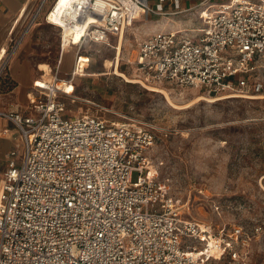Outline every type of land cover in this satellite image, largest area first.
Returning a JSON list of instances; mask_svg holds the SVG:
<instances>
[{"label": "built area", "instance_id": "1", "mask_svg": "<svg viewBox=\"0 0 264 264\" xmlns=\"http://www.w3.org/2000/svg\"><path fill=\"white\" fill-rule=\"evenodd\" d=\"M168 3L176 10L167 11ZM196 5L201 25L149 34L125 60L131 75L148 89L195 87L220 96L248 88L258 96L264 90L255 79L264 59V0ZM191 8H183V0H75L73 21L88 26L77 42L70 34L68 44L111 45L143 14ZM63 21L71 23L65 15ZM4 57L0 94L14 87ZM59 83L58 72L35 81L33 115L0 109L24 145L21 160L17 148L10 151L1 185L0 264H253L263 224L250 231L188 215L152 174L156 134L137 119L64 116V96L71 93Z\"/></svg>", "mask_w": 264, "mask_h": 264}, {"label": "rangeland", "instance_id": "2", "mask_svg": "<svg viewBox=\"0 0 264 264\" xmlns=\"http://www.w3.org/2000/svg\"><path fill=\"white\" fill-rule=\"evenodd\" d=\"M53 1L45 2L35 24L28 23L31 18L21 23L2 61L9 74L26 67L36 80L42 76L52 80L56 72L62 81L73 79L71 94L64 96V116L68 118L90 112L115 121L140 120L156 134L151 152L153 176L188 215L217 224H240L250 231L264 225V90L254 94L258 96L248 93V88L213 96L202 88L163 86L169 99L114 72L120 55L119 69L135 78L125 60L149 34L200 26L201 9L196 5L200 0H184L187 4L183 8H193L183 12L143 14L135 19L125 30L120 54L118 37H114L111 45L89 41L82 47L67 44L63 56L62 31L46 20ZM37 2L36 8L42 4ZM166 6L169 12L176 10L171 3ZM80 55L86 59L74 74ZM259 64L255 79L264 83V59ZM17 151L21 160L24 145H17ZM9 153L0 155V175ZM138 174L133 172V181ZM252 263L264 264V230L253 242Z\"/></svg>", "mask_w": 264, "mask_h": 264}, {"label": "crops", "instance_id": "3", "mask_svg": "<svg viewBox=\"0 0 264 264\" xmlns=\"http://www.w3.org/2000/svg\"><path fill=\"white\" fill-rule=\"evenodd\" d=\"M38 0H1L0 7V60L5 52L10 48L12 42L16 39V34L23 21L27 22L29 18L31 24L37 19L39 12L43 9V5L47 0H41L44 4L36 8ZM55 0L53 1V3ZM52 3V5H53ZM183 0V6H186ZM50 6V8L52 7ZM36 8V9H35ZM49 8V10H50ZM48 10V12H49ZM47 12V13H48ZM36 22V21H35ZM34 22V24H35ZM23 33V32H22ZM68 44V42H67ZM68 45H61V56L64 55ZM11 79L16 83L12 90L5 91L0 94V109H15L26 115L35 114L32 107V99L35 94V81L32 72L26 67L19 68L16 73L10 72ZM22 144V138L19 129L9 119L0 115V155H4L7 151L17 148ZM7 166V165H6ZM6 170V167H5ZM0 175V184L4 179V172Z\"/></svg>", "mask_w": 264, "mask_h": 264}, {"label": "bare ground", "instance_id": "4", "mask_svg": "<svg viewBox=\"0 0 264 264\" xmlns=\"http://www.w3.org/2000/svg\"><path fill=\"white\" fill-rule=\"evenodd\" d=\"M74 1L75 0H55V2L53 3L52 7L50 8L49 12L47 13V15H49V20H47L50 24L59 27L61 29V24L65 25L64 21H63V16L65 15L67 19H69V21H71L70 25H65L63 34H64V45H67L68 42V37L70 34H73L72 36H74L76 38V42L78 41L82 30L84 29V27H87L88 25H86V21L84 22H80L79 20L77 21H73V19L76 17V13H75V9H74ZM133 24V23H132ZM124 36H125V30L118 35V50H119V54L122 50V44L124 42ZM86 59L85 56L81 57V60H79L80 65L79 66H83V64H81V61L85 62L84 60ZM119 62H120V55H118L117 58V65L115 68V73L118 76H122L125 79L131 81V82H139L136 78H131L129 77L125 72L121 71L119 69ZM50 72H47V75H49ZM71 82L70 81H66V79H63V81L61 80V83H59V85L61 87H63L65 89L66 92H72L71 90ZM151 90H155V91H160L162 93H164L169 99L170 95H169V91L164 88L163 86H152L150 87ZM209 99L210 101H213L214 99L212 98H208L206 96H201L200 99Z\"/></svg>", "mask_w": 264, "mask_h": 264}, {"label": "trees", "instance_id": "5", "mask_svg": "<svg viewBox=\"0 0 264 264\" xmlns=\"http://www.w3.org/2000/svg\"><path fill=\"white\" fill-rule=\"evenodd\" d=\"M15 84H16V83L13 81V82H12V86H14ZM7 87H8V84H6V85L4 84V86L2 87V88H3L2 90L7 89Z\"/></svg>", "mask_w": 264, "mask_h": 264}]
</instances>
